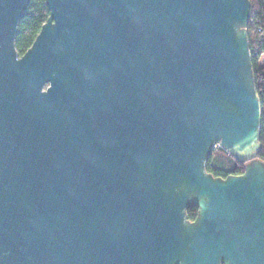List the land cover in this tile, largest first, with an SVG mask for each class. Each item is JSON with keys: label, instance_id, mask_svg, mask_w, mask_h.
<instances>
[{"label": "water", "instance_id": "water-1", "mask_svg": "<svg viewBox=\"0 0 264 264\" xmlns=\"http://www.w3.org/2000/svg\"><path fill=\"white\" fill-rule=\"evenodd\" d=\"M29 1L0 0V264H264L249 0H44L18 55Z\"/></svg>", "mask_w": 264, "mask_h": 264}, {"label": "trees", "instance_id": "trees-1", "mask_svg": "<svg viewBox=\"0 0 264 264\" xmlns=\"http://www.w3.org/2000/svg\"><path fill=\"white\" fill-rule=\"evenodd\" d=\"M249 17L247 22V36L251 62L253 66L255 88L261 106L260 151L258 158L264 161V65L259 66L257 61L264 54V0H249ZM48 9L44 0H30L24 16L18 24L15 37V49L22 55L30 47L41 25L45 22ZM260 29L261 32H258ZM244 162L234 159L225 150L215 147L206 162V171L215 177H225L229 174H240ZM187 217L193 220L196 207L187 209Z\"/></svg>", "mask_w": 264, "mask_h": 264}, {"label": "rangeland", "instance_id": "rangeland-1", "mask_svg": "<svg viewBox=\"0 0 264 264\" xmlns=\"http://www.w3.org/2000/svg\"><path fill=\"white\" fill-rule=\"evenodd\" d=\"M257 63H258V65H260V64H264V57L262 58L261 61L258 59ZM216 147H219V146L217 145Z\"/></svg>", "mask_w": 264, "mask_h": 264}, {"label": "crops", "instance_id": "crops-1", "mask_svg": "<svg viewBox=\"0 0 264 264\" xmlns=\"http://www.w3.org/2000/svg\"><path fill=\"white\" fill-rule=\"evenodd\" d=\"M263 57H264V54H262V55L259 57V60L261 61ZM261 65H264V64H260L259 66H261Z\"/></svg>", "mask_w": 264, "mask_h": 264}, {"label": "built area", "instance_id": "built-area-1", "mask_svg": "<svg viewBox=\"0 0 264 264\" xmlns=\"http://www.w3.org/2000/svg\"><path fill=\"white\" fill-rule=\"evenodd\" d=\"M257 31H258V32H261V30H260V29H257Z\"/></svg>", "mask_w": 264, "mask_h": 264}]
</instances>
